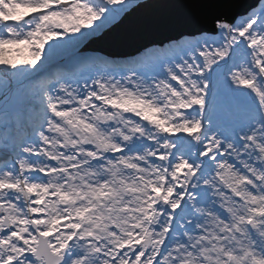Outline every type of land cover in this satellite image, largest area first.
<instances>
[{
    "label": "snow or ice",
    "instance_id": "snow-or-ice-1",
    "mask_svg": "<svg viewBox=\"0 0 264 264\" xmlns=\"http://www.w3.org/2000/svg\"><path fill=\"white\" fill-rule=\"evenodd\" d=\"M233 4L116 60L79 45L142 0H0V264H264V0Z\"/></svg>",
    "mask_w": 264,
    "mask_h": 264
},
{
    "label": "water",
    "instance_id": "water-1",
    "mask_svg": "<svg viewBox=\"0 0 264 264\" xmlns=\"http://www.w3.org/2000/svg\"><path fill=\"white\" fill-rule=\"evenodd\" d=\"M197 2L199 0H143L142 7L123 14L89 42L101 48L105 41L112 39L118 45L137 46L131 50L134 52L158 41H168L190 26L186 21L201 10L189 5ZM258 4L259 0H234L233 6L225 11L229 14L243 12L249 5Z\"/></svg>",
    "mask_w": 264,
    "mask_h": 264
},
{
    "label": "rangeland",
    "instance_id": "rangeland-1",
    "mask_svg": "<svg viewBox=\"0 0 264 264\" xmlns=\"http://www.w3.org/2000/svg\"><path fill=\"white\" fill-rule=\"evenodd\" d=\"M143 1V0H142ZM259 5V4H258ZM258 7V6H257ZM123 15V14H122ZM121 15V16H122ZM121 17H119L118 19H120ZM117 19V20H118ZM116 20V21H117ZM115 22V21H114ZM113 22V23H114ZM99 33V32H98ZM97 33V34H98ZM90 41V39L89 40H87V41H85L84 42V44H87V45H85V47L83 48V51L81 50V46H82V44H83V42H81V44L79 45V50L80 51H82L83 53H85V54H87V55H93V53L94 52H97L98 50L97 49H95L94 48V45H95V43H93V42H89ZM161 41H159V42H157L156 44H153V45H151L149 48H152V47H160V46H162L161 45V43H160ZM165 42H167V41H165ZM105 43L107 44V45H111L110 46V48H113V49H124L125 47H124V45H118V44H116L112 39L111 40H107V41H105ZM96 44H99V43H96ZM149 48H147V49H149ZM112 49V50H113ZM147 49H141L139 52H138V54H136V56H139L142 52H145ZM99 52V51H98ZM108 53H112V52H109L108 51ZM118 54V53H117ZM130 56L131 55H120V57L122 58V60H126V59H129L130 58Z\"/></svg>",
    "mask_w": 264,
    "mask_h": 264
},
{
    "label": "bare ground",
    "instance_id": "bare-ground-1",
    "mask_svg": "<svg viewBox=\"0 0 264 264\" xmlns=\"http://www.w3.org/2000/svg\"><path fill=\"white\" fill-rule=\"evenodd\" d=\"M96 34H97V33H96ZM96 34H95V35H96ZM92 37H93V36L88 37L87 39H85V40L82 41V42H85V41L89 40V39L92 38ZM165 41H167V40H164L163 42H165ZM81 52H82V51H81ZM138 52H139V51H138ZM138 52H136V53H134L133 55H131L129 59H131V58H133V57H136V54H138ZM93 55H102V56H106V57H108V58H110V59L122 60V58L120 57V55H118V54H113V53H107V52H104V53H101V52H94ZM126 60H127V59H126Z\"/></svg>",
    "mask_w": 264,
    "mask_h": 264
}]
</instances>
